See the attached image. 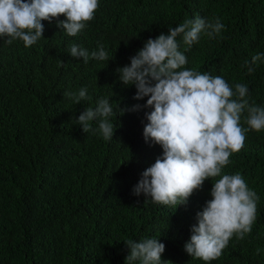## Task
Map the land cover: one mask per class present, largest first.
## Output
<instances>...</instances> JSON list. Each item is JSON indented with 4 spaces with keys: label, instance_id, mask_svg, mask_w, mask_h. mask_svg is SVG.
Segmentation results:
<instances>
[{
    "label": "trees",
    "instance_id": "1",
    "mask_svg": "<svg viewBox=\"0 0 264 264\" xmlns=\"http://www.w3.org/2000/svg\"><path fill=\"white\" fill-rule=\"evenodd\" d=\"M197 14L219 18L225 27L215 39L201 34L186 52L181 42L185 68L222 76L233 89L246 84L249 103L264 107V58L251 75L241 67L264 53V0H99L94 19L75 37L53 19L42 21L44 38L30 48L0 38V264H125L123 241L144 238L165 245L162 261L205 264L184 245L211 199V180L176 210L133 193L162 155L143 137L151 109L111 117V141L85 133L75 121L99 98H110L116 110L118 103L145 104L147 98L133 99L135 87L124 86L116 69L130 64L149 38ZM73 44L89 52L103 45L114 57L84 63L69 54ZM82 87L91 101L74 104L64 96ZM230 161L222 172L240 173L259 196L256 220L250 234L234 236L208 264H264V130L248 131Z\"/></svg>",
    "mask_w": 264,
    "mask_h": 264
},
{
    "label": "clouds",
    "instance_id": "2",
    "mask_svg": "<svg viewBox=\"0 0 264 264\" xmlns=\"http://www.w3.org/2000/svg\"><path fill=\"white\" fill-rule=\"evenodd\" d=\"M98 8L99 0H0V38L8 45L19 40L23 44L16 43L30 48L44 38L42 21L51 23L53 19L66 35L75 37L94 19ZM224 27L219 18L208 20L197 14L168 27L167 34L149 38L130 57V64L116 69L124 86L135 87L133 99L147 98L146 103L130 109L118 103L116 110L110 98H99L94 107L87 106L75 120L85 133L93 132L111 141L116 130L111 117L151 109L145 112L148 122L143 137L146 143L159 145L162 155L142 172L133 193L143 194L144 203L150 201L176 210L187 206L193 193L211 180V199L197 212V222L184 245L189 256L205 264L218 259L234 236L243 240L251 233L259 200L240 173L224 174L222 170L244 147L248 131L264 130V107L249 103L246 84L236 83L233 89L222 76L185 68L188 60L184 52L199 42L201 34L215 39ZM181 42L186 46L184 52L180 50ZM69 54L82 58L84 63L108 62L114 57H109L103 45L89 52L73 44ZM262 58L264 53H257L241 67L251 75ZM63 64L60 61L59 66ZM64 96L74 104L92 100L86 87L65 92ZM244 113L247 127L241 125ZM123 242L129 250L125 264H171L162 261L165 245L158 238Z\"/></svg>",
    "mask_w": 264,
    "mask_h": 264
}]
</instances>
